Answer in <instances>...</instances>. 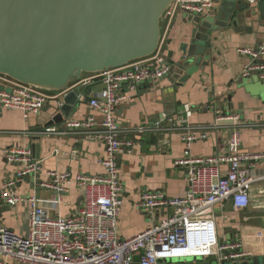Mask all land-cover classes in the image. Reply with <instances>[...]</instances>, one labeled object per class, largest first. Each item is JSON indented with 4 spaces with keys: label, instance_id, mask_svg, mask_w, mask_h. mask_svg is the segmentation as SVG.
<instances>
[{
    "label": "built area",
    "instance_id": "2783aa9c",
    "mask_svg": "<svg viewBox=\"0 0 264 264\" xmlns=\"http://www.w3.org/2000/svg\"><path fill=\"white\" fill-rule=\"evenodd\" d=\"M215 5L216 0H175L163 18L170 24L178 13L195 17L208 13ZM162 44L163 39L158 51L150 57L82 79L81 86L96 79L104 84L89 99L94 113L83 121L65 120L64 129L51 125L36 134L66 135L72 129H82L86 138L95 139L104 147L99 159L103 173L73 175L69 171H48V180L38 183L52 192V196L44 200L36 194L17 192L29 176L38 179L41 174L42 166L32 160V147L14 145L4 150L5 158L20 166L13 177L2 183L0 201L24 206L25 226L21 232L0 226V264H165L212 256H218L219 261L234 260L251 255L243 241L220 238L214 208L225 203H231L237 211L249 208L253 184L264 180V169L257 166L258 161L264 160V152H243L239 115L215 109L216 119L210 126L218 128L224 123L232 126L227 150L208 157L192 156L191 144L208 135L204 131L206 127L197 126L195 130L186 124L193 113L188 103L184 104L182 118L164 114L153 125L129 129L138 135L181 130V126L187 128L183 136L184 156L175 164L186 168L188 188L180 196H171L163 190L142 192L136 207L146 216L149 225L130 238L119 234L118 222L126 189L118 156L130 152L136 143L122 137L124 128L117 120V107L128 101L130 93L139 85L160 81L171 73L172 64ZM239 52L247 58L243 76L257 72L264 81V62L259 61L264 59V45L242 47ZM67 93L68 90L44 91L0 74V108L20 110L24 118L39 115L53 101L58 103L57 111H61ZM97 115H101V119ZM73 180L82 189L83 207L65 216L59 212V207ZM136 255L140 257L138 261Z\"/></svg>",
    "mask_w": 264,
    "mask_h": 264
},
{
    "label": "crops",
    "instance_id": "0c3cea01",
    "mask_svg": "<svg viewBox=\"0 0 264 264\" xmlns=\"http://www.w3.org/2000/svg\"><path fill=\"white\" fill-rule=\"evenodd\" d=\"M223 2L216 0V5L203 15L194 17L178 13L170 24L165 19L162 49L172 64L171 73L160 81L139 85L130 93L129 100L117 107V120L124 128L122 137L136 143L130 152L118 156L119 171L126 189L118 222V231L123 238L133 237L149 225L146 216L136 207L142 192L163 190L171 196H180L188 188L186 168L175 164L177 159L184 156L186 144L183 136L187 128L181 126V130L149 131L138 135L129 129L153 125L164 114L174 119L182 118L184 104L188 103L193 113L186 124L195 127V130L197 126L210 127L204 130L207 138L191 144L192 156L208 157L227 150L232 126L224 123L212 128L210 125L216 119L215 109L224 114L239 115L241 126L238 129L243 152H264V81L257 72L243 76L247 58L239 52L242 47L264 45V20L256 10L250 17L235 24L228 16L221 14ZM200 26L204 35L210 27L205 53L200 60L199 57L195 59L199 60L198 64L193 63L182 69L177 64L189 59L183 56L182 45L190 43ZM259 61L264 62V59ZM91 76L93 74H85L82 79ZM103 87V82L97 79L83 86L85 93L91 89L90 94L80 99L70 115L63 114L64 121H83L92 115L94 110L89 105V99ZM57 105L53 101L39 115L28 118H24L20 110L2 109L0 188L7 178L16 174L20 166L9 162L4 156V150L14 145L31 148L34 143L40 144L39 156L31 154L32 160L42 166L41 174L38 179L29 176L21 183L17 190L19 194L30 193L44 200L49 199L52 192L38 183L39 180H48L47 172L51 170L69 171L73 175H98L104 172L99 163L104 154L103 145L95 139L86 138L80 128L72 129L66 135H45L40 140H33L50 120ZM97 117L101 119V115ZM64 121L54 126L64 129ZM257 166L264 169V160L258 161ZM251 195L250 206L243 211L235 210L231 203L215 206L214 219L220 238L225 237L224 229L228 228L230 239H227L243 241L251 255L264 254V180L253 184ZM82 207V189L73 180L59 212L67 216ZM0 226L21 232L25 226L24 206H11L0 201Z\"/></svg>",
    "mask_w": 264,
    "mask_h": 264
},
{
    "label": "water",
    "instance_id": "95a60500",
    "mask_svg": "<svg viewBox=\"0 0 264 264\" xmlns=\"http://www.w3.org/2000/svg\"><path fill=\"white\" fill-rule=\"evenodd\" d=\"M175 0H0V74L49 91L68 90L61 111L51 113L48 127L64 121L91 89L79 85L85 74L116 69L155 54L163 37L162 18ZM259 10L264 0H226L221 14L239 24ZM182 45L184 69L204 55L210 27L197 29ZM199 57V60L196 58ZM172 71V69H171ZM2 108H0V113ZM41 136L33 137L40 140ZM39 156L40 144H32ZM138 261L139 255L135 256ZM220 264H264V254Z\"/></svg>",
    "mask_w": 264,
    "mask_h": 264
},
{
    "label": "rangeland",
    "instance_id": "374dc122",
    "mask_svg": "<svg viewBox=\"0 0 264 264\" xmlns=\"http://www.w3.org/2000/svg\"><path fill=\"white\" fill-rule=\"evenodd\" d=\"M222 1H226V0H222ZM232 0H229V3H231ZM164 22H165V18H162V28L164 27ZM218 213L220 211H217ZM224 234H225V239L229 238L230 239V233H229V230L228 228H225L224 229ZM227 239V240H229ZM193 259H187V260H176L175 262L173 261H170V262H167L165 264H220V261L218 259V256H212L210 258H206V259H203V260H193ZM182 261H184L185 263H182ZM178 262H181V263H178Z\"/></svg>",
    "mask_w": 264,
    "mask_h": 264
}]
</instances>
